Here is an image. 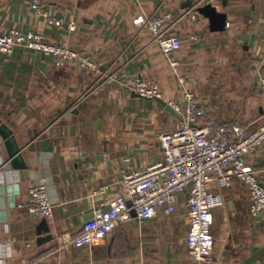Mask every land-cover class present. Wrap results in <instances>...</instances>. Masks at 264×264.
<instances>
[{"label":"crops","instance_id":"obj_1","mask_svg":"<svg viewBox=\"0 0 264 264\" xmlns=\"http://www.w3.org/2000/svg\"><path fill=\"white\" fill-rule=\"evenodd\" d=\"M30 1L0 0V35L31 32L84 52L113 81L98 84L75 61L56 66L21 47L0 52V120L24 161V168H12L0 140V264H193L186 192L178 195L175 213L159 208L143 221L130 214L91 246L60 247L57 238H74L94 208L105 210L123 191V172L162 161L157 138L180 125L172 109L131 92L133 78L153 80L166 105L180 98L182 87L214 124L258 128L264 120V0H190L225 14V28L212 31L203 16L186 18L168 31L180 48L167 56L134 21L151 14L176 17L186 0H42L62 21L59 27L45 26ZM244 161L264 187V142ZM41 181L53 207L49 219H33L21 207ZM210 189L222 194L224 204L213 211L208 264H264V214L251 216L247 186L233 179L222 188L212 181Z\"/></svg>","mask_w":264,"mask_h":264},{"label":"built area","instance_id":"obj_2","mask_svg":"<svg viewBox=\"0 0 264 264\" xmlns=\"http://www.w3.org/2000/svg\"><path fill=\"white\" fill-rule=\"evenodd\" d=\"M195 4L182 9L174 17L171 13L151 14L139 17L134 23L143 25L149 32L151 42L159 52L167 56L180 48V41L168 35L178 22L189 18L196 21L200 14ZM31 10L42 18L45 26H61L62 21L54 18L43 8L42 0H31ZM74 30L73 23L67 24ZM196 40L195 36H190ZM15 47L39 52L53 60L56 66L75 61L85 72L96 77V83H111L112 77L100 72V64L91 60L84 52L70 50L43 41L39 34L9 30L0 35V52L10 54ZM176 62L170 66L175 67ZM183 85L182 78H177ZM129 90L143 99L160 98L153 80L133 78ZM168 106L181 117L179 127L169 135L158 136L163 160L142 170L123 172L122 193L111 199L103 210L94 208L91 217L82 225L80 233L72 239L59 236L58 246L71 245L75 248L91 246L106 238L119 224L129 220L132 211L139 221L153 218L159 208L169 214L178 210L177 197L186 192L188 232L186 246L193 264H208L211 261L214 241L211 235L213 211L221 208L224 198L213 192V181L219 188L237 179L248 188L249 211L252 217L264 214V188L259 185L253 169L244 158L253 153L264 142V120L257 129L247 131L237 123L216 125L205 118L203 106L194 96L181 87L180 98ZM28 202L21 205L33 219H49L53 207L49 201L43 181L28 190ZM127 202L130 206H127Z\"/></svg>","mask_w":264,"mask_h":264},{"label":"water","instance_id":"obj_3","mask_svg":"<svg viewBox=\"0 0 264 264\" xmlns=\"http://www.w3.org/2000/svg\"><path fill=\"white\" fill-rule=\"evenodd\" d=\"M193 4L190 2V0H186L184 2L185 8L192 7ZM198 13L200 16H203L204 18L208 19L210 23V29L212 31H222L225 28L226 25V16L223 13H220L216 10L214 6H212L210 3L201 5L197 8ZM30 52H34L33 50H28ZM158 103L165 106L168 111L171 113L173 112L171 108L166 105L162 100L155 99ZM0 140L2 141L3 147L6 152L7 159L9 161V164L14 169H22L24 168V161L21 153V149L19 144L17 143L15 136L12 132V130L9 128L8 125L3 123L0 120ZM263 187L262 185H260ZM264 188V187H263ZM127 206H130V203L127 202ZM131 214L136 216V213L134 211L131 212ZM42 224L39 226V229L42 228ZM51 236H47V238L38 237L37 242H44L46 239H49Z\"/></svg>","mask_w":264,"mask_h":264}]
</instances>
